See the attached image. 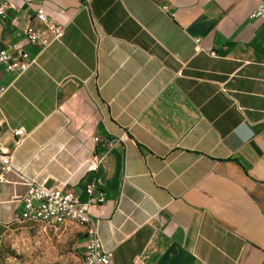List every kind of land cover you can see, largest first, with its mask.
<instances>
[{"label":"crops","instance_id":"0c3cea01","mask_svg":"<svg viewBox=\"0 0 264 264\" xmlns=\"http://www.w3.org/2000/svg\"><path fill=\"white\" fill-rule=\"evenodd\" d=\"M260 2L0 0V49L35 58L0 63V236L28 179L86 202L101 178L89 210L110 264H264ZM41 3L65 26L43 49L26 39ZM64 229L83 256L85 228Z\"/></svg>","mask_w":264,"mask_h":264},{"label":"built area","instance_id":"2783aa9c","mask_svg":"<svg viewBox=\"0 0 264 264\" xmlns=\"http://www.w3.org/2000/svg\"><path fill=\"white\" fill-rule=\"evenodd\" d=\"M9 4L1 5L3 12ZM251 16L257 19H264V0L252 11ZM35 20L39 24L31 23L26 29V39L31 45L43 49L57 40H61L65 34V26L58 23L46 11L44 4L36 8ZM200 38H195L198 49L201 48ZM214 54V52H211ZM30 53L24 47H18L12 51L5 48L0 49V63L8 71L17 73L25 72L33 63ZM180 74V73H179ZM7 87H0V98ZM15 135H25L24 129H17ZM99 141L98 138H96ZM98 157L89 161V169L95 170ZM5 170H10L11 157L5 155L0 158ZM28 189L22 197L23 209L17 215V222L32 221L41 223L45 227L58 232L64 229L69 222L77 223L85 228L87 244L83 254L85 264H110L111 252L106 250L99 233L96 221L90 215V207L106 202V195L103 189V180L97 178L87 186L88 200L82 202L79 197L64 185L48 187L44 183L35 180H27Z\"/></svg>","mask_w":264,"mask_h":264},{"label":"rangeland","instance_id":"374dc122","mask_svg":"<svg viewBox=\"0 0 264 264\" xmlns=\"http://www.w3.org/2000/svg\"><path fill=\"white\" fill-rule=\"evenodd\" d=\"M0 264H85L68 230L18 222L0 236Z\"/></svg>","mask_w":264,"mask_h":264}]
</instances>
